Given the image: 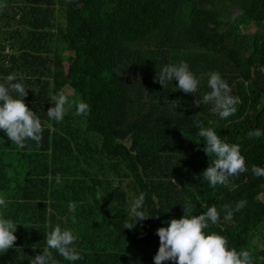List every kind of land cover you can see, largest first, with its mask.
<instances>
[{
  "label": "trees",
  "instance_id": "16d2710c",
  "mask_svg": "<svg viewBox=\"0 0 264 264\" xmlns=\"http://www.w3.org/2000/svg\"><path fill=\"white\" fill-rule=\"evenodd\" d=\"M232 5L241 10L235 18ZM181 61L200 80L196 94L175 79L154 83L157 70ZM212 71L239 101L226 119L211 104L193 106L210 91ZM11 73L43 139L18 148L0 130V197L18 224L0 264H30L56 225L77 235L82 256L68 261L52 250L59 264H155L156 230L189 205V215L215 205L220 218L204 231L264 264V176L252 172L264 168V136L249 135L264 131V0H0V83ZM60 90L90 114L76 115L74 105L61 122L50 119ZM197 121L240 146L248 171L230 178L235 190L204 179L216 157L204 152ZM141 192L149 217L123 228ZM242 199L246 207L224 220L223 206Z\"/></svg>",
  "mask_w": 264,
  "mask_h": 264
},
{
  "label": "clouds",
  "instance_id": "9594fccd",
  "mask_svg": "<svg viewBox=\"0 0 264 264\" xmlns=\"http://www.w3.org/2000/svg\"><path fill=\"white\" fill-rule=\"evenodd\" d=\"M18 74L11 73L0 83V130H3L12 143L18 148H25L28 140L35 141L39 146L43 136L42 122L36 112L30 109L25 103L28 92L22 82H16ZM22 79V78H21ZM178 81L177 88L185 94H196L200 80L190 70L189 65L181 61L178 64H169L157 70L154 76V83L165 87L167 82ZM208 87L210 91L202 97L193 101V106L211 104V111L217 113L221 119L234 115L237 111L238 99L231 95V88L221 74L212 71L208 74ZM15 94V95H13ZM54 106L49 107L47 116L57 122H61L64 116L75 105V114L87 116L90 114V105L83 101H71L63 90L50 97ZM200 129L199 136L206 141L204 152L209 156L213 154L214 162L203 171V177L211 187L217 185L227 186L229 190H235L238 185L231 183L230 178L248 171L245 157L241 155L238 144H229L213 128H205L202 122L197 121ZM257 138L264 136V131L256 129L249 133ZM252 172L256 176H264V168L257 165L252 166ZM57 184L61 183L59 174L56 176ZM145 203V194L140 195L133 201L130 207V221L126 222L123 228L132 229L136 221H143L149 217L141 210ZM247 201L240 200L235 208L229 204L223 206L226 221L233 219L234 212L246 207ZM8 201L0 197V209L7 208ZM192 205L184 208L185 214L179 219L172 218L166 227H159L156 230L160 239V246L154 256L155 264H162L165 261H173L174 264H254L253 254L249 250L237 251L228 246L226 236L216 232L206 233L204 230L209 227V222L216 224L220 214L215 205L207 206V210L199 215H189ZM69 211L74 212L75 203H69ZM72 222L76 223L75 216ZM17 225L12 219L5 218V213L0 212V253L7 252L14 247L17 236L14 234ZM77 235L68 228H61L56 225L47 233V246L41 253L35 255L30 264H59L53 257L52 250H55L65 260L76 261L82 259L81 254L74 247Z\"/></svg>",
  "mask_w": 264,
  "mask_h": 264
},
{
  "label": "rangeland",
  "instance_id": "374dc122",
  "mask_svg": "<svg viewBox=\"0 0 264 264\" xmlns=\"http://www.w3.org/2000/svg\"><path fill=\"white\" fill-rule=\"evenodd\" d=\"M14 4H17L16 2H14ZM228 12H229V17H234L237 16L239 13H241V10L238 8V7H234L233 5L232 6H229L228 8ZM255 25H257V23H254L252 25H249V26H252V27H248L246 28L245 30H248V31H253V27H256ZM5 199L7 200V198L5 197ZM261 200L264 201V196L261 197ZM8 201V200H7ZM1 212H4V209H0ZM258 239L261 240V236L258 237ZM257 240V239H256ZM260 248H263L264 247V242H259L257 243Z\"/></svg>",
  "mask_w": 264,
  "mask_h": 264
}]
</instances>
